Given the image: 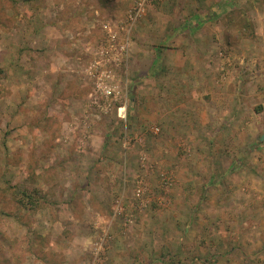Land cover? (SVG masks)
I'll return each instance as SVG.
<instances>
[{
	"label": "rangeland",
	"instance_id": "374dc122",
	"mask_svg": "<svg viewBox=\"0 0 264 264\" xmlns=\"http://www.w3.org/2000/svg\"><path fill=\"white\" fill-rule=\"evenodd\" d=\"M132 5L0 0V264H222L227 244V264H264V0L220 20L233 42L211 54L210 80L242 88L255 118L236 157L227 138L189 136L177 101L194 95L178 91L174 48L144 29L152 5L128 32ZM235 161L246 180L228 189Z\"/></svg>",
	"mask_w": 264,
	"mask_h": 264
},
{
	"label": "crops",
	"instance_id": "0c3cea01",
	"mask_svg": "<svg viewBox=\"0 0 264 264\" xmlns=\"http://www.w3.org/2000/svg\"><path fill=\"white\" fill-rule=\"evenodd\" d=\"M168 1L153 0L152 3H154L149 6V9L151 5L153 6L151 8L152 18L145 19L143 26L144 29L152 30L157 34L155 43L172 44L174 50L171 49L170 51L174 52L177 61L174 59L176 61L175 66H172L171 69L172 74L179 76L178 91L185 89L194 95L187 102L177 101L179 102L178 109L185 110V113L181 111L184 113L182 115L185 116V121L190 124V133L188 134L194 139L203 138L201 136L203 133H208L209 136L215 138L218 135L223 139L227 138L233 143L231 154L237 156V154L244 152L245 146L242 139L248 138L246 135L249 133L254 134V126L251 122L255 118H251L250 112L247 114L248 108L242 99V91L240 90L242 88L234 84L233 89L228 83L218 84L214 79L210 80V77H213L212 73L216 71V61H213L211 54L216 48L221 49L222 45L227 42H233L232 39L223 36L226 31L223 28L224 23L220 20L231 11L241 9L244 6V0H172L171 5L176 3L173 12L170 15H164ZM166 17L169 18V23L168 19H165ZM205 94L208 95L205 96L207 98L203 97ZM254 112L258 121L259 115L256 111ZM214 132L217 134L214 135ZM243 134H245L244 137H242ZM232 138L234 139L233 142ZM241 169V165L238 166L236 161L227 165L226 177L230 176V171L234 175L232 184L228 185V189H235L236 186H241L246 180L240 176L242 174ZM231 197L232 200L238 198L236 195ZM120 199L122 200V198ZM134 219L133 216L129 217V220L134 221ZM231 245L235 244H227V248L219 249L220 251L224 250V262H221L222 264L228 262L226 251L232 250V247L228 248ZM244 249L246 248L242 247V250ZM201 250L204 253L211 251L209 248H202ZM234 251L240 253L238 248ZM198 252L199 250L196 249V253ZM245 253H249V251ZM238 263L249 264L248 261L244 260H238Z\"/></svg>",
	"mask_w": 264,
	"mask_h": 264
},
{
	"label": "built area",
	"instance_id": "2783aa9c",
	"mask_svg": "<svg viewBox=\"0 0 264 264\" xmlns=\"http://www.w3.org/2000/svg\"><path fill=\"white\" fill-rule=\"evenodd\" d=\"M153 0H133V5L130 8V10L127 13V30L128 32L132 29V27H134L142 18L145 17V15L147 14L148 8L150 6V4L152 3ZM107 36H108V40L107 41L109 43L108 46V51L113 50L115 47V43L117 42V35H113L111 28L108 26L107 27ZM123 45L121 46V53L125 54L126 57H128L129 55V47H130V38L128 36H126V38H124L122 40ZM105 89V90H104ZM103 90V94H105L106 97H109V95L112 94V91L107 88V86H105V88H102ZM127 107L128 104L123 103L117 110V116L119 117V119L121 120H126L127 119ZM155 132H159V129L156 128L154 129ZM145 187L143 186L142 182H138V186L135 190V197L137 199V201H140L141 203V207H145V203L146 201L143 199V196L145 195ZM122 200L119 199L117 201V207L115 209V216L116 215H121L124 212V208L122 206ZM105 236V234H104ZM103 245H104V239H102V241L100 242V244L97 245V250H101L103 249ZM99 255V254H97Z\"/></svg>",
	"mask_w": 264,
	"mask_h": 264
},
{
	"label": "trees",
	"instance_id": "16d2710c",
	"mask_svg": "<svg viewBox=\"0 0 264 264\" xmlns=\"http://www.w3.org/2000/svg\"><path fill=\"white\" fill-rule=\"evenodd\" d=\"M261 142H263V141H261ZM34 192L36 193V195L39 194L38 190H36ZM35 197L36 196L31 194L30 192H24L23 198L21 200H19L20 204L23 205L24 207L28 208V209H30V208L35 209L37 207Z\"/></svg>",
	"mask_w": 264,
	"mask_h": 264
}]
</instances>
